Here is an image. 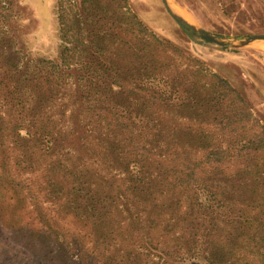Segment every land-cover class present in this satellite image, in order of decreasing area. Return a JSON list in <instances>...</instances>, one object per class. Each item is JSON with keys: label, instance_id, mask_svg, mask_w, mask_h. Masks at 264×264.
I'll list each match as a JSON object with an SVG mask.
<instances>
[{"label": "trees", "instance_id": "trees-1", "mask_svg": "<svg viewBox=\"0 0 264 264\" xmlns=\"http://www.w3.org/2000/svg\"><path fill=\"white\" fill-rule=\"evenodd\" d=\"M17 1L0 0V264H264L244 90L129 0L63 4L57 59L14 50Z\"/></svg>", "mask_w": 264, "mask_h": 264}, {"label": "rangeland", "instance_id": "rangeland-1", "mask_svg": "<svg viewBox=\"0 0 264 264\" xmlns=\"http://www.w3.org/2000/svg\"><path fill=\"white\" fill-rule=\"evenodd\" d=\"M68 1L76 0H18L15 21L19 27V44L12 49L57 59L62 50L59 15ZM178 1L207 30L231 35L264 33V0ZM127 11L138 13L170 40L189 46L205 61L207 71L222 72L235 82L246 93L256 118L264 123V42L235 51L206 43L185 33L162 0H129Z\"/></svg>", "mask_w": 264, "mask_h": 264}, {"label": "water", "instance_id": "water-1", "mask_svg": "<svg viewBox=\"0 0 264 264\" xmlns=\"http://www.w3.org/2000/svg\"><path fill=\"white\" fill-rule=\"evenodd\" d=\"M170 16L189 36H196L206 43H213L229 50H243L253 43L264 42V33L222 34L207 30L199 24L178 0H162Z\"/></svg>", "mask_w": 264, "mask_h": 264}]
</instances>
